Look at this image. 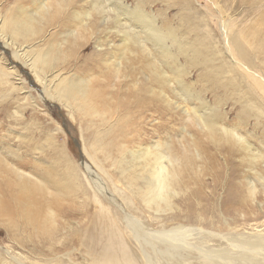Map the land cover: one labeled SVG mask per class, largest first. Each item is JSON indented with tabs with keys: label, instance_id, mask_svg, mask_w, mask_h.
I'll list each match as a JSON object with an SVG mask.
<instances>
[{
	"label": "bare ground",
	"instance_id": "obj_1",
	"mask_svg": "<svg viewBox=\"0 0 264 264\" xmlns=\"http://www.w3.org/2000/svg\"><path fill=\"white\" fill-rule=\"evenodd\" d=\"M31 2L34 9H26L20 2H15L6 8L5 13L2 14L0 10V82L10 83L12 79H17L18 86L27 94L23 99L26 105L29 104V99L37 103L47 98L57 100L68 110V115L72 119H75V112H97L93 91L98 89L93 85V78L96 76L90 73L91 76L80 79L77 73L64 70V67L56 69L53 67L65 61L64 46L77 52L78 47L83 44L80 41H84L85 33L95 36L103 29L107 30V33L114 29L106 28L110 20L109 8L111 11L117 8L120 12L119 15L114 16V21L115 31L122 34V41L119 44L120 52L127 62L124 66L142 65L141 68L150 73L141 81L135 78L137 80L130 88L129 96L122 98L130 114V108H135V113H138L140 118L147 119V115L142 111L143 107L145 104H150L146 110L149 114L150 108L156 104L154 100L157 89L162 90L168 81L165 80L164 74H161L157 59L153 60V53L149 49L159 52L160 48L165 54L161 56L164 57L170 54L172 46H176L178 51L181 50L186 56L190 55L188 60L200 62L204 57L205 50L202 49L205 47L204 43H211L209 32L206 35L197 33L195 42L197 45L192 43L190 45L187 36L178 35L173 27L162 28L157 19L149 12H145L143 7L136 5L130 8L124 0H32ZM246 2L250 9L254 6L259 7L262 3L261 0H246ZM259 14L256 24L249 26L251 30L243 39L249 43L255 52L254 55L264 58V8ZM97 15L100 16V24L95 30L93 25L97 22ZM122 15L128 16L123 18ZM130 15L134 23L139 24L140 31L145 36L144 40L149 46L144 45L137 38L136 26L130 28L126 25L127 22L124 23V20H129ZM68 21H75L74 26L68 29L65 27L64 33L46 34L48 31L46 27H53L52 25L56 23L54 24L56 29L63 28L64 24H69ZM43 33L49 38L45 39ZM56 35H60L61 41L56 48H51L48 42ZM25 42H29L30 45H25ZM168 42L171 46L167 45ZM233 44L235 45L233 54L238 60L233 57V61H226L229 68L226 72H229L231 81L235 84L238 78L237 84L243 87L246 93L264 97V63L257 56H252L256 61L254 65L261 64L257 67L249 64L246 55H251L252 52L244 42L239 44L236 41ZM5 53L8 55H4ZM171 61L175 68L178 61L175 59ZM23 67L29 68L33 80L41 85L40 94L33 96L28 89H25L24 82L27 81V77H22L19 73ZM173 67L170 72L176 75V68L173 70ZM125 68L120 67L115 70V80L131 76L133 66ZM218 68L223 67L218 64ZM235 73L238 76L233 77ZM31 75H28V80L31 79ZM251 86L255 89H251ZM143 88H148V92L144 93ZM13 89L16 91L17 88L14 86ZM193 97L198 101L201 99L200 95ZM152 110L150 111L154 112ZM196 113L194 109V121L188 122L195 125L215 148L222 147L232 154L231 157L234 156V159L236 157L239 163L243 161L259 165L260 179L257 172L256 174L262 182L264 193V156L252 153L250 145L237 132L227 130L223 122L219 126L206 119L201 113L198 115ZM11 114L10 112L8 116L16 121L20 120L23 109L17 108L13 112L15 115ZM124 116L127 117V114ZM141 129L134 130V134L140 135ZM51 137L55 138V135ZM126 142L110 143L109 138H106L95 139L87 144L83 140L82 146L87 159L81 164L67 159L69 154L63 145L61 160L66 174L62 175L64 182H57L54 176L47 182H40L30 172L19 170L21 169L19 166L11 165L0 156V172L2 173L3 169L13 174V178L11 177L9 181L0 178V222L9 220L18 224L17 215L25 217L26 228L37 236V239H32L29 243L40 240L39 246L38 243H31L34 246L33 249L31 247L33 257H40L38 254L47 255L41 257L46 261L44 264H264V219H244L243 224L234 225L225 223L224 228L227 232L217 233L183 223H165L161 218L163 216L165 220H170L176 215L180 216V211H186L188 208L183 205L178 207L179 198L181 202L189 200L196 202L201 194L208 174L207 169L205 174L204 169L198 167L195 170L193 167L197 160L202 164L204 159L199 149L198 136L192 133L187 140L178 142L175 146L161 145L158 141L147 145L134 143L133 146ZM144 168H148L147 173H143ZM123 178L127 183H123ZM240 182L236 183L234 179L227 183L229 188L225 200L228 203L225 207L228 209L233 204H249L250 200H253L256 191L253 187L254 183L247 181V187L244 189ZM75 193L77 195L80 193L85 203L92 201L94 210L86 214V221L81 231H78L72 240L71 244L74 248L56 254L57 250L50 251L54 243L49 236H52L57 225L56 216L72 213L75 210L74 206L69 204ZM135 199L141 205L142 211L149 213L148 216L140 211L139 205L134 202ZM44 210L46 214L43 215ZM132 210H139L141 217H136ZM15 211L24 212V215H13ZM85 212L87 213V210ZM141 218L149 219L157 225L145 224ZM146 227L148 229H145ZM43 244L46 246V252L41 249ZM137 248L140 257L144 258L143 262L138 258ZM72 251H77L81 259L75 260ZM13 260L18 264H24L14 258Z\"/></svg>",
	"mask_w": 264,
	"mask_h": 264
},
{
	"label": "rangeland",
	"instance_id": "obj_2",
	"mask_svg": "<svg viewBox=\"0 0 264 264\" xmlns=\"http://www.w3.org/2000/svg\"><path fill=\"white\" fill-rule=\"evenodd\" d=\"M31 1L0 0V10L2 14L5 13L6 8L15 2H20L26 9H34ZM124 1L130 8H134L136 5L143 7L145 12H149L153 18L157 19L158 24L162 28L173 27L178 35L187 36V42L190 45L191 43L197 45L195 43L197 33L206 35L209 32L211 43H204L205 47L202 48L205 50L204 57L201 58L200 62H191L188 60L190 55L186 56L181 50L178 51L176 46L171 47L170 54L166 55L168 57L161 56L163 53L160 48V55H158L159 50H157L159 52H156V50L149 49L153 53V60L154 58L157 59L161 74H164L165 80L168 81H166L167 84H164L162 90L159 88L156 91L157 96L154 100V104L155 102L156 104L153 108H150L154 112L149 110L148 114L146 111L150 104H145L143 107L142 111L147 115V119L146 117L140 118L138 113H135V108L132 107L130 108L131 115L127 109L128 106L123 102L122 98L129 96V90L137 79L141 81L150 73L142 69V65L129 64L124 66L127 62L120 52L119 44L122 41V34L115 31L114 21L115 15H119L120 12L115 7H112L115 8L113 11L109 8L110 20L107 22L108 27L106 28L114 29H111L109 33L103 29L96 34L98 37L85 33L84 41H80L83 44L78 47L77 52L71 51V48L64 46L65 61L59 66L53 67V69L64 67V70L77 73L80 79L91 76L90 73L96 76L93 78V85L98 89L93 91L95 93L94 99L98 109L97 112H75V119H72L68 115V110L61 106L57 100L47 98L37 103L29 99V104L26 105L23 99H25L27 94L24 89L22 90L18 86V80L12 79L10 83L2 81L0 82V156L5 158L11 165L19 166L21 168L19 170L30 172L40 182H47L53 176L57 182H64L62 175L65 176L66 174H64L65 170L62 168L61 160L63 145L66 152H68L67 154H69L67 159L81 164L87 159L82 146L83 140L90 144L95 139L109 138L110 143L116 141L127 143L126 141H128L131 146L134 143L147 145L158 141L161 145L169 144L175 146L178 142L182 143L185 139L187 140L189 135L193 133L196 137L198 136L200 141L199 149L204 158L202 164L197 160L193 167H195V170L198 167L204 169L205 174L207 169V179L204 180L205 183L196 202L193 200L181 202V198H179L178 207L183 205L188 209L180 211V216L176 215L170 220H165L161 216L163 221L173 224L183 223L199 229L206 228L217 233H226L225 223L234 225L243 224L244 219H264V193L261 187L262 182L259 180V165L243 161L239 163L236 157L235 159L234 156L231 157L232 154L222 147L215 148L195 125H191L188 122L194 121L193 110L195 109L197 115L201 113L206 119L219 126L223 122L227 130L237 132L250 145L252 153L264 156V97L246 93L245 89L237 84L238 78L234 84V81H231L229 77V72H226L229 69L226 61H233V57L237 59L233 54V47L235 46L233 42L237 41L239 44L244 42L253 53L246 55V61L248 60L247 62L251 65L256 62L252 59V56L256 57L257 54L254 55L255 52L243 37L244 35L246 37V33L250 32L249 26L254 24L260 16L259 13H262L264 0H261L262 3L259 7L254 6L251 9L246 0V3L242 0ZM82 2L80 1V3ZM127 16L122 15L123 18ZM99 18L100 16L97 15V22L93 25L95 30L97 25L100 24ZM68 22L69 24L62 26L63 28L56 29L54 26L56 23L52 25L53 27H46V30L48 29L46 34L53 32L64 33L66 31L65 27L67 29L68 27H73L75 21ZM124 23L130 28H132L131 26L133 28L136 26L135 29L139 30L138 32V30L134 29L138 35L137 38L144 45L149 46L148 42L144 40L145 36L140 31L139 24L134 23L131 15L129 20H124ZM194 26L197 27L194 28ZM43 36L45 39L49 38L48 35L46 37L45 33H43ZM96 39H98L97 42ZM60 41V35H56L49 40L48 45L51 48H56ZM25 45H30V43L25 42ZM167 45L171 46V43L168 42ZM171 54L174 56L172 57ZM4 55H8V53ZM75 58L77 64L74 62ZM8 59L9 61L11 60L10 55ZM173 59L178 61V65L175 66L176 75L170 72L173 67L171 61ZM258 59L264 63L263 57ZM218 64L223 68H218ZM260 64L254 65V67ZM129 66L134 68L131 70V76L115 80V70L120 67L129 68ZM175 68L173 67V70ZM19 73L22 77H27V81L24 82L25 89H28L33 96L38 94L41 85L33 80L34 77L31 75L29 68L23 67ZM139 73L142 75L140 76ZM28 75H31L29 80ZM236 76L238 75L235 73L233 77ZM14 86L17 88L16 91L13 89ZM252 88L255 89L251 86ZM143 91L147 93L148 88H143ZM193 95H200L201 99L198 101ZM132 98L134 99V97ZM248 99L249 101H247ZM147 102L149 103L150 101ZM17 108L23 109V114L20 120L16 121L8 115L10 112L12 113L11 115H15L13 112ZM108 108L110 111H108ZM101 112L102 114H100ZM124 114H127V117ZM187 118L191 119L188 120ZM137 129L142 130L140 135L134 134V130ZM52 135H55V138H52ZM237 153L240 156V153ZM99 155L101 156L100 153ZM101 158L103 157L101 156ZM260 163L262 164L263 162ZM147 170L148 168H144L143 173H147ZM2 173L0 172V178L3 177L7 181L11 177L13 178V174L7 170L2 169ZM216 176L217 178H215ZM234 179L236 183L241 181V186L244 189L247 187V181L254 183L253 187L256 188V191L254 192L253 200L251 199L249 204L236 203L228 209L225 207V204L228 203L225 200L229 188L227 183ZM123 183H127L124 178ZM91 202L86 201L85 203L80 193L78 195L75 193L72 196V201H69V204L73 205L75 210L72 213L56 216L57 225L53 230L52 236H49L54 243L50 251L57 250L56 254H59V252L69 251L74 248L71 244L72 240L75 238L76 233L81 231L86 221V214L94 210ZM134 202L138 204L136 199ZM64 203L66 202L64 201ZM113 205L117 208V205L114 203ZM85 206H88V208L84 209ZM139 207L140 211H142L141 205ZM86 210L87 213L85 212ZM140 211L132 210L133 214L138 218L142 215ZM15 214L24 215V212L17 213L15 211L13 215ZM42 214H46V210ZM144 215L148 216L149 213L144 212ZM17 217L19 220L18 224L9 220L0 222V264H18L13 258L24 264L46 263L41 257L47 255L38 254L40 257H33L31 247L33 249L34 246L31 243H38L39 246L40 240L29 243L30 240L37 239V236H34V232H29V229L26 228L25 217L18 215ZM141 219H143L145 224L157 225L149 219ZM145 229L148 228L146 227ZM41 249L44 252L47 251L44 244ZM137 253L138 258L143 262L144 258L140 257L138 248ZM72 257L75 260L81 259L77 251H72Z\"/></svg>",
	"mask_w": 264,
	"mask_h": 264
}]
</instances>
